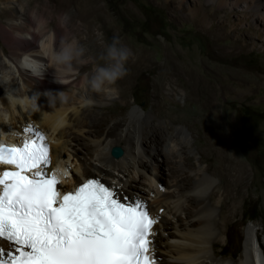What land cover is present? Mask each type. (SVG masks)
<instances>
[{
    "label": "bare ground",
    "instance_id": "6f19581e",
    "mask_svg": "<svg viewBox=\"0 0 264 264\" xmlns=\"http://www.w3.org/2000/svg\"><path fill=\"white\" fill-rule=\"evenodd\" d=\"M34 1L37 0L19 2L20 10L17 13L12 7L4 8L2 12L5 27L11 36H6L0 30V37L7 51L3 48L0 50L11 63L14 72L3 69V62L0 60V82L6 89L0 96V141L18 143L35 137V131H39L49 145L51 163L48 172L49 175L55 174L59 181V191L73 189L85 178H96L108 187H114L122 201L125 198L130 202L137 199L143 201L150 216L158 220L154 225V250L150 252L156 264H264V237H260L253 226L245 229L238 257L231 258L222 254L218 257L221 248H216L215 245L222 241L219 233L238 207V198L242 195L241 183L246 177V171L239 159L223 149L227 138L217 124L218 115L213 103H199L201 110L195 112L208 121L201 130L206 141L213 140L208 138L212 132L214 140H217L215 156L220 182L214 186H211V175L200 168V165H190L194 167L193 174L188 173L189 170L185 168L184 161L187 163L189 160L182 156V143L187 141L182 129H169L163 124L155 126L149 122L148 116L144 119L146 127H142L144 124L140 126L138 123L139 113L135 109L126 118L113 120L98 138L92 140L90 148L93 162L83 159L75 164L74 160L69 162L72 169L68 168L70 152L77 155L76 152L80 151L83 132L88 131L87 127L98 123L88 113L92 105L84 104L83 99L87 96L97 102L94 106L105 108V99L112 98L118 91L115 94L86 92L82 81L91 75L92 69L85 72L90 63L74 64L76 71L65 75L51 63L50 51L58 48L60 40L69 34L87 48L86 56L92 50L93 55H96L103 49L92 40V28L95 27L99 33L101 30L105 39L112 20L100 0H42L49 8V15L55 9H60L69 16V20L62 31L57 26L51 27L47 16L40 15L48 23L38 29L33 17L35 11L28 12ZM167 2H176L177 10L198 25L213 27L217 32L215 36H218H213L216 40L229 33L224 30L227 12L236 11L237 24L244 22L246 28L232 27L231 33L236 35L231 54L238 55L248 45L254 44V39L260 35L263 36L261 46L264 47V0H193L191 8L186 5V0ZM130 10L120 4L115 9L118 13ZM219 11L222 15L214 21ZM73 21H77L75 29H70ZM39 39L43 43L38 44ZM131 52L133 56L129 60L131 63L127 62V68L134 66L136 62H149L148 57L140 55L136 50L132 49ZM27 65L34 67L38 73L30 70ZM184 66L185 62L171 63L167 58L157 67L153 82L157 101L154 103L166 98L161 93L164 84L168 85V94L173 93L177 86L173 77L185 71ZM262 69L263 73L249 69L245 74L241 69H236L232 98L242 101L253 96L248 102L258 103L259 95L254 96V91L257 88L264 91V66ZM124 79L117 82L116 88ZM68 86H74L78 90L65 94L66 102L56 99ZM29 126L34 129L33 132H25L24 129ZM153 126L158 133L148 136L153 141L159 138L158 141H144L142 130L149 131ZM115 144H119L123 150L118 158L110 155L111 147L117 146ZM210 144L213 145L212 142ZM165 167L172 168L173 171L169 173ZM191 176L193 178L190 179ZM162 179H166L164 189H153L152 184ZM0 248L7 251L10 248L9 242L0 239Z\"/></svg>",
    "mask_w": 264,
    "mask_h": 264
},
{
    "label": "rangeland",
    "instance_id": "374dc122",
    "mask_svg": "<svg viewBox=\"0 0 264 264\" xmlns=\"http://www.w3.org/2000/svg\"><path fill=\"white\" fill-rule=\"evenodd\" d=\"M24 1L0 0V30H3L8 37L11 36V33L5 27L3 9L12 7L17 13L20 10L19 4ZM42 3V0L34 1L28 12L35 11L36 17L47 16L51 27L57 26L64 31V25H61L59 17L65 12L55 9L49 15V8ZM100 3L112 20L110 28L106 32V38L103 39L104 42L111 43L115 37L119 39L122 46L131 51L134 49L140 55L148 57L149 62H136L134 66L127 68L128 73L124 77L123 83L121 82L117 87L118 92L112 98L105 99L107 103L105 108L94 106L97 102L92 100L93 103L90 104L92 106L88 109V113L98 123L86 128L88 131L83 132L84 137L81 139L80 151L76 152L77 155L70 152L67 163L75 160L74 163L77 164L79 160L83 159L93 162L90 148L92 140L98 138L113 120L124 119L135 109L139 113L138 123L140 126L144 124L142 127H146L144 119L148 116L149 122L155 126L163 124L169 129H182L187 139L186 142L182 143V156L189 160V163L184 161L185 168L189 170L188 173L193 174L194 167L190 165H200V168L205 169L211 175L213 180L211 186H214L220 182L218 161H216L217 157L215 156L217 140H214L215 135L212 132L213 134L211 133L210 136L207 135L213 140L206 141L201 130L205 127L203 124L208 121L195 112L201 110L199 103H213L218 115L217 124L221 127L222 134L227 138V140L225 139L226 144L223 143L226 148L223 147V149L237 160L239 159L238 161L242 163L246 171V177L241 183L243 184L242 195L238 198V207L235 214H232L223 226V231L219 233L222 236V241L216 243L215 247L224 246L228 232L231 234L229 244L235 245V238L232 237V234L238 233L240 237L243 236L244 238L247 226L255 227L258 235L264 237V91L259 88L255 89L254 96L259 95L258 103L248 102V99H253V96L242 101L232 98V82L236 69H241L244 74L249 69L263 73L264 47L261 46L263 36L260 35L259 38H255L254 44L248 45L241 53L234 56L231 51L236 33H231V29L233 26H243L241 29L246 28L244 22L237 24L236 11L227 12L225 22L227 24L224 30L229 33L227 36L216 40L218 36H215L217 32L213 27L206 28L205 25L203 27L200 24L199 26L197 22L186 18L177 10L176 2L168 3L167 0H100ZM185 3L189 7L193 6V0H186ZM119 4L129 7L131 10L118 13L115 9ZM221 15V11L217 12L214 21L219 19ZM75 23L77 21L72 22L70 29H75ZM98 33L99 31L93 27L92 40L96 42L95 44L100 45L97 38ZM100 33H102L101 30ZM39 42L41 43L42 39L38 40V44H40ZM1 48L7 51L0 37ZM167 58L170 59L171 63L185 62V71L173 77L177 81L173 93L168 94V85L164 84L161 93L166 98L154 103L157 101L154 96V73ZM0 60L3 62V69L14 72L11 63L1 50ZM27 67L38 73L34 67L28 65ZM89 69H92V64L88 65L85 72ZM5 90L4 84L0 82V96ZM76 90L78 88L68 86L62 92L68 94L74 93ZM205 98H207V102H205ZM132 125L134 126V123ZM142 132L144 141L156 143L159 139L156 138L153 141L148 136L152 135L151 133H158L154 126L151 130L145 131L144 129ZM211 142L213 145L210 144ZM115 145L120 146L119 144ZM68 168L71 170L72 164H69ZM165 168L169 173L173 171L172 168ZM66 174L64 173L65 176ZM164 177L166 178V176ZM145 181L147 182V180ZM165 182L166 179H162L160 182L156 181L152 184V188L164 189ZM253 201L258 203L262 216L255 220L245 221L243 211L246 203ZM220 256H222L221 253L218 257ZM226 256L233 258L230 255Z\"/></svg>",
    "mask_w": 264,
    "mask_h": 264
},
{
    "label": "snow or ice",
    "instance_id": "6c2138e0",
    "mask_svg": "<svg viewBox=\"0 0 264 264\" xmlns=\"http://www.w3.org/2000/svg\"><path fill=\"white\" fill-rule=\"evenodd\" d=\"M25 132H33L30 126ZM45 137L0 145V264H156L154 225L146 204L120 199L99 179L61 194L49 175Z\"/></svg>",
    "mask_w": 264,
    "mask_h": 264
},
{
    "label": "clouds",
    "instance_id": "9594fccd",
    "mask_svg": "<svg viewBox=\"0 0 264 264\" xmlns=\"http://www.w3.org/2000/svg\"><path fill=\"white\" fill-rule=\"evenodd\" d=\"M33 17L36 19L38 29L48 23L43 17H36L35 13H33ZM59 20L63 26L68 22L69 16L65 13L59 17ZM97 38L103 50L96 55L86 56L87 48L75 36L66 35L60 40L59 47L50 51L49 59L58 71L65 75L76 71L74 64H92L91 75L82 81L86 92L115 94L118 91L117 82L128 73L126 64L133 53L127 47L121 46L119 39L115 37L111 43L104 42L102 33H98ZM56 99L66 102L67 96L60 92ZM83 103L87 105L93 101L86 96Z\"/></svg>",
    "mask_w": 264,
    "mask_h": 264
},
{
    "label": "trees",
    "instance_id": "16d2710c",
    "mask_svg": "<svg viewBox=\"0 0 264 264\" xmlns=\"http://www.w3.org/2000/svg\"><path fill=\"white\" fill-rule=\"evenodd\" d=\"M262 216V211L258 207V203L256 202H248L246 203V207L243 211V218L245 221H251L255 220L257 218H260ZM234 236L235 238V245L229 244V240H231V234L229 232L226 234V242L223 247H221V254L222 255H230V256H237L242 247V241H243V236L240 237V235L237 234H232V237Z\"/></svg>",
    "mask_w": 264,
    "mask_h": 264
},
{
    "label": "water",
    "instance_id": "95a60500",
    "mask_svg": "<svg viewBox=\"0 0 264 264\" xmlns=\"http://www.w3.org/2000/svg\"><path fill=\"white\" fill-rule=\"evenodd\" d=\"M123 150L119 146H112L110 149V154L113 158H118L122 155Z\"/></svg>",
    "mask_w": 264,
    "mask_h": 264
}]
</instances>
